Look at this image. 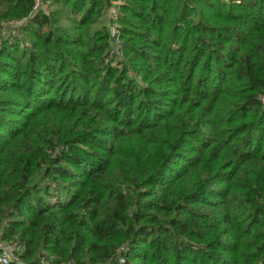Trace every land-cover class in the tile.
<instances>
[{
    "label": "trees",
    "instance_id": "1",
    "mask_svg": "<svg viewBox=\"0 0 264 264\" xmlns=\"http://www.w3.org/2000/svg\"><path fill=\"white\" fill-rule=\"evenodd\" d=\"M0 241L264 264V0H0Z\"/></svg>",
    "mask_w": 264,
    "mask_h": 264
},
{
    "label": "rangeland",
    "instance_id": "2",
    "mask_svg": "<svg viewBox=\"0 0 264 264\" xmlns=\"http://www.w3.org/2000/svg\"><path fill=\"white\" fill-rule=\"evenodd\" d=\"M118 13H119L118 9L115 8L114 6L108 8V11H107L108 18L107 19H108V22H109V34H110V37H111V40H112V44L114 45V49L113 50L119 52L120 51L119 48L122 45V38H121L120 25L118 24V21H117ZM114 29H116V33L113 35L112 32L114 31ZM0 243L3 246H7L2 241H0ZM45 263L49 264L48 262H45Z\"/></svg>",
    "mask_w": 264,
    "mask_h": 264
},
{
    "label": "built area",
    "instance_id": "3",
    "mask_svg": "<svg viewBox=\"0 0 264 264\" xmlns=\"http://www.w3.org/2000/svg\"><path fill=\"white\" fill-rule=\"evenodd\" d=\"M115 33H116V29H114L112 34L114 35ZM14 249H17L16 245H13V247H9V246H3L0 243V264H9L13 260L14 258L13 250ZM44 264H47V263H44Z\"/></svg>",
    "mask_w": 264,
    "mask_h": 264
}]
</instances>
